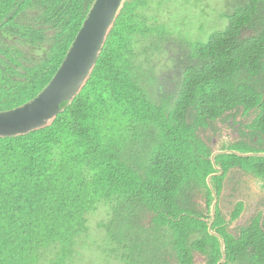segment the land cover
Returning <instances> with one entry per match:
<instances>
[{
    "label": "trees",
    "instance_id": "16d2710c",
    "mask_svg": "<svg viewBox=\"0 0 264 264\" xmlns=\"http://www.w3.org/2000/svg\"><path fill=\"white\" fill-rule=\"evenodd\" d=\"M95 1L0 0V112L48 86ZM168 1L124 0L79 94L51 124L0 137V264H193V250L217 244L221 221L209 230L193 209L200 187L212 204L216 172L201 136L232 120L263 138L264 0H227L224 28L205 41L180 33L176 50L161 16ZM215 164L264 181L262 159ZM220 235L231 264H264L263 216Z\"/></svg>",
    "mask_w": 264,
    "mask_h": 264
},
{
    "label": "water",
    "instance_id": "95a60500",
    "mask_svg": "<svg viewBox=\"0 0 264 264\" xmlns=\"http://www.w3.org/2000/svg\"><path fill=\"white\" fill-rule=\"evenodd\" d=\"M123 1H95L63 63L43 92L22 107L0 112V137L25 135L51 124L61 113V104L70 102L79 94L97 64ZM216 154L212 155L214 167ZM212 177L207 178L208 184ZM216 203L212 206L213 219ZM211 227L212 223L209 230ZM212 235L217 236L214 233ZM222 247L224 250V244Z\"/></svg>",
    "mask_w": 264,
    "mask_h": 264
},
{
    "label": "flooded vegetation",
    "instance_id": "af4514ba",
    "mask_svg": "<svg viewBox=\"0 0 264 264\" xmlns=\"http://www.w3.org/2000/svg\"><path fill=\"white\" fill-rule=\"evenodd\" d=\"M253 118H254V112H252V114L250 115V117L248 119L251 120ZM238 120L239 119H237V122H238ZM244 122H246V120ZM221 124L222 125L224 124L225 126L230 128V130L232 131L231 136H233V138H232L233 142H231L230 144L223 145L220 150H213V154L217 153L215 157H217L218 155H224V154L237 155L238 152L231 151V149H235L238 151V149H237L238 146L240 144L242 145V143H244V144H246L245 147L248 148V151L245 152V154L247 156L244 158L254 157L256 159H262L264 161V133H262V137H263L262 140H259L258 137L253 139V137L249 135L248 130H244V132H242L243 134H241L240 129H239V125L234 124L232 120L228 121L227 124L226 123H221ZM215 129H216V134H217L218 126H215ZM204 142L207 144L208 139H204ZM228 146L231 148L228 149ZM209 147L211 148V145H209ZM225 149H227V150H225ZM212 155H211V160H212ZM229 163H231V160L228 162V164ZM214 169L216 170V172L209 175V176H213L210 179L209 184H208V180L206 179L208 190L210 191L211 196H212V204L210 205V207L207 206V199L209 198L208 191L204 187H200L197 190H195V195H194V200H193L195 208L193 207V209L196 210L197 212L207 216L208 221H210L209 226L212 223L211 228H213V226L216 222V218L219 221H221L220 225H218L216 227L215 231H213V230L210 231L211 234L214 233L217 235V236L212 235L214 238L217 239V242H215L217 244L212 243L211 247L210 246L207 247V249L209 248V250L206 249L207 252L204 251L203 254L193 250L191 253L193 264H208L209 262H211L213 260L216 261V264H231L230 263L231 261L229 259V254H228L227 243L224 240V238L220 235V233L223 231H225L227 234L233 235V233L230 232V230L228 229L227 222H226L225 217H224L222 210H221V202L225 199L227 201H229L228 202V204L230 206V219L229 220H230V223H233L235 221H238L244 215V212L249 208L250 203H251L250 197H252V196H250L246 192L247 184H246L245 174L252 176V178L255 181L260 182V183H255V184L258 185L259 190L264 193V181H261V178L256 176V174L254 172H251V171L247 172V171L241 169L240 166H234V165H230V168L226 172L223 170V168L221 166H217L216 164H215ZM220 171H222V174H220ZM239 172L244 173V175L241 177V174H239ZM229 175H230V187L229 186L226 187L225 181L229 177ZM213 178H216L215 183H213V180H212ZM226 188H227V190L230 191V194H228V196H230L229 198L223 197V194H224ZM217 191H219V192H217ZM201 195L204 197L203 203L198 201V197H200ZM215 197H216V201H215ZM242 199H246L248 201L247 206ZM233 201H234V203L231 207V202H233ZM215 202H217V203H216V206L214 209L215 210L214 211L215 218L213 219L212 206ZM237 210H240V214L238 215V217L236 219H233ZM216 214L219 216V218L216 217ZM259 216L264 217V211L253 215V217L250 221H252L253 219H257ZM222 220L224 222H222ZM147 224L150 225L151 223L147 222ZM223 244H224V250H222ZM157 249L159 251L158 255L164 253V248L160 249L158 246ZM168 250L170 251L169 248H168ZM211 250H213L214 253L210 254L208 252ZM158 259H159V257H158ZM166 261H167L166 264H178L175 261L170 262L169 259H166ZM158 262H159V264H163L162 259L158 260Z\"/></svg>",
    "mask_w": 264,
    "mask_h": 264
},
{
    "label": "rangeland",
    "instance_id": "374dc122",
    "mask_svg": "<svg viewBox=\"0 0 264 264\" xmlns=\"http://www.w3.org/2000/svg\"><path fill=\"white\" fill-rule=\"evenodd\" d=\"M196 1L199 0H170L162 5L164 7L163 13H161L162 20L173 31L172 38L177 42L172 46L174 50L177 49L178 42L181 41L178 39V36L183 35V42L205 41L215 29H221L227 25L224 17H221L227 8V0H200L197 4ZM230 1L233 2V0ZM180 33L182 35H179ZM159 69L164 68L159 67ZM216 125L218 126L217 134H214L212 131L202 133L204 139H210L209 145H211L212 150H220L223 145L233 142L230 128L224 124L222 125L220 122H217ZM231 151L240 153L235 149H231ZM241 154H245V152ZM239 174H241V177L244 175L242 172H239ZM245 177L247 184L246 192L252 197H250L251 203L249 208L244 212V215L238 221L230 223L229 201L225 199L221 202L222 213L227 222L228 229L233 234H237L240 229L249 226L253 215L264 211V193L255 184L260 182L255 181L250 175L245 174ZM225 182L226 187H230V175ZM228 194H230V191L226 188L223 197L229 198ZM242 200L247 206L248 201L246 199ZM198 201L203 203L204 197L201 195L198 197ZM233 203L234 201L231 202V207ZM107 258L106 255H101L99 258L89 260V263L108 264L109 258Z\"/></svg>",
    "mask_w": 264,
    "mask_h": 264
},
{
    "label": "clouds",
    "instance_id": "9594fccd",
    "mask_svg": "<svg viewBox=\"0 0 264 264\" xmlns=\"http://www.w3.org/2000/svg\"><path fill=\"white\" fill-rule=\"evenodd\" d=\"M42 92H43V91H42ZM42 92H41V93H42ZM33 100H34V99H33ZM61 110H62V109H61ZM255 138H257V136H254V137H253V139H255ZM239 154H241V153H239ZM242 155H246V154H242ZM237 156H239V155L237 154ZM211 229H212V228H211Z\"/></svg>",
    "mask_w": 264,
    "mask_h": 264
}]
</instances>
